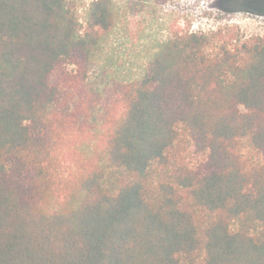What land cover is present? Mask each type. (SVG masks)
Returning a JSON list of instances; mask_svg holds the SVG:
<instances>
[{
  "label": "trees",
  "instance_id": "trees-1",
  "mask_svg": "<svg viewBox=\"0 0 264 264\" xmlns=\"http://www.w3.org/2000/svg\"><path fill=\"white\" fill-rule=\"evenodd\" d=\"M120 10L0 0V264H264V38L176 33L101 96Z\"/></svg>",
  "mask_w": 264,
  "mask_h": 264
},
{
  "label": "rangeland",
  "instance_id": "rangeland-1",
  "mask_svg": "<svg viewBox=\"0 0 264 264\" xmlns=\"http://www.w3.org/2000/svg\"><path fill=\"white\" fill-rule=\"evenodd\" d=\"M82 31L94 0H69ZM121 10L118 26L90 69L88 86L104 96L116 81L139 79L161 43L176 33L221 31L226 37L264 38V0H112ZM203 156L189 151L191 163Z\"/></svg>",
  "mask_w": 264,
  "mask_h": 264
}]
</instances>
